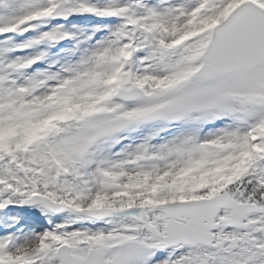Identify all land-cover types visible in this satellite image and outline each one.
Segmentation results:
<instances>
[{
  "label": "snow or ice",
  "instance_id": "snow-or-ice-1",
  "mask_svg": "<svg viewBox=\"0 0 264 264\" xmlns=\"http://www.w3.org/2000/svg\"><path fill=\"white\" fill-rule=\"evenodd\" d=\"M0 264H264V0H0Z\"/></svg>",
  "mask_w": 264,
  "mask_h": 264
}]
</instances>
